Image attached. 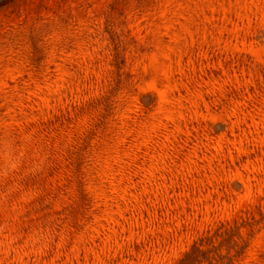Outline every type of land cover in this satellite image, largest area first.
Returning a JSON list of instances; mask_svg holds the SVG:
<instances>
[{
  "label": "rangeland",
  "instance_id": "rangeland-1",
  "mask_svg": "<svg viewBox=\"0 0 264 264\" xmlns=\"http://www.w3.org/2000/svg\"><path fill=\"white\" fill-rule=\"evenodd\" d=\"M0 264H264V0H0Z\"/></svg>",
  "mask_w": 264,
  "mask_h": 264
}]
</instances>
